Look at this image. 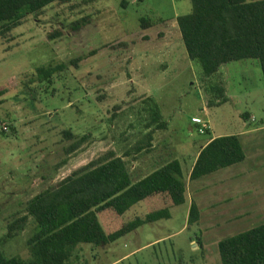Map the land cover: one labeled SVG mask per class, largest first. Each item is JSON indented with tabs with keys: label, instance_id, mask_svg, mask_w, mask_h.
I'll return each instance as SVG.
<instances>
[{
	"label": "rangeland",
	"instance_id": "1",
	"mask_svg": "<svg viewBox=\"0 0 264 264\" xmlns=\"http://www.w3.org/2000/svg\"><path fill=\"white\" fill-rule=\"evenodd\" d=\"M191 12V0H72L28 16L12 42L0 39V91H6L0 97V239L27 214L32 197L110 152L124 158L134 181L180 160L187 202L172 209L170 220L144 225L110 246L80 245L74 264H222L220 241L264 224L260 62L224 65L218 77L205 79L177 22ZM86 17L90 24L72 33L70 25ZM142 18L153 26L144 30ZM57 31L63 36L51 40ZM50 66L64 68L41 83L37 69ZM220 82L229 101L215 106L210 87ZM149 98L159 104L167 129L152 126ZM194 117L207 123L208 133H200ZM67 130L89 137L71 154L75 141L64 138ZM228 135H244L245 162L190 181L197 151ZM193 201L201 216L189 225ZM146 213L140 204L124 220ZM35 227L30 218L6 243L7 257L29 260Z\"/></svg>",
	"mask_w": 264,
	"mask_h": 264
},
{
	"label": "trees",
	"instance_id": "2",
	"mask_svg": "<svg viewBox=\"0 0 264 264\" xmlns=\"http://www.w3.org/2000/svg\"><path fill=\"white\" fill-rule=\"evenodd\" d=\"M71 1L0 0V39L12 42L14 30L22 26L28 16H38L54 4L65 5ZM191 2L192 12L178 17L177 22L189 59L202 67L204 78L218 77L224 65L256 60L260 62L264 81V0ZM127 5V1H123L122 7ZM90 20L86 17L74 21L70 31L80 32ZM152 26L148 19H141L144 30ZM63 34V31H57L49 38L52 40ZM120 45L126 46L125 43ZM63 68L40 67L38 78L41 83L51 82ZM210 91L219 101L215 106L229 101L223 82L211 85ZM5 92L0 91V97ZM145 104L150 105L152 126L167 129L169 123L164 120L154 98H149ZM243 118L250 119V114H244ZM63 135L65 139L75 141L67 149L68 154L75 152L89 138H80L72 130L64 131ZM246 158L241 136L214 138L200 151L189 179L192 182L200 180L243 163ZM187 198L188 184L179 160L161 165L151 174L134 181L124 158L110 152L27 202V214L11 222L8 233L0 239V264H74L73 258L80 245L110 246L144 225L170 220L172 209L184 205ZM140 204L145 205L146 215L126 222V214ZM200 216L201 210L193 201L188 224H197ZM30 218L36 227L28 242L29 260L21 256L7 257L6 243L27 226ZM218 251L222 264H264V224L223 239L218 244Z\"/></svg>",
	"mask_w": 264,
	"mask_h": 264
},
{
	"label": "built area",
	"instance_id": "3",
	"mask_svg": "<svg viewBox=\"0 0 264 264\" xmlns=\"http://www.w3.org/2000/svg\"><path fill=\"white\" fill-rule=\"evenodd\" d=\"M192 122L195 124V125H197V126H199V127H201L202 129L200 130V133L201 134H205V131L207 130V123L203 120V119H201V118H198V117H195V118H193L192 119Z\"/></svg>",
	"mask_w": 264,
	"mask_h": 264
},
{
	"label": "crops",
	"instance_id": "4",
	"mask_svg": "<svg viewBox=\"0 0 264 264\" xmlns=\"http://www.w3.org/2000/svg\"><path fill=\"white\" fill-rule=\"evenodd\" d=\"M195 118V117H194ZM199 118V117H198ZM239 136H241V135H239ZM244 136V135H243ZM243 136H241V138L243 137ZM214 138H217V137H214ZM214 138H212V139H214ZM211 139V140H212ZM243 139V138H242ZM211 140L210 141H208L207 143H205L202 147H201V149L200 150H198L197 151V154H196V156H195V158H194V160H193V162H192V167H191V170L193 169V167H194V165H195V163H196V160H197V158H198V156H199V153H200V151L208 144V143H210L211 142ZM175 160H178V159H175ZM180 161V160H179ZM181 162V161H180ZM182 163V162H181ZM182 165H183V163H182ZM184 166V165H183ZM183 169H184V167H183ZM191 170H190V173H191ZM190 173H189V175H190ZM188 184V183H187Z\"/></svg>",
	"mask_w": 264,
	"mask_h": 264
}]
</instances>
